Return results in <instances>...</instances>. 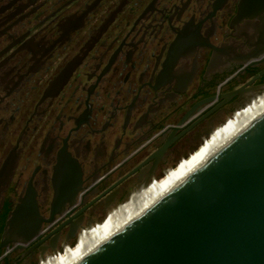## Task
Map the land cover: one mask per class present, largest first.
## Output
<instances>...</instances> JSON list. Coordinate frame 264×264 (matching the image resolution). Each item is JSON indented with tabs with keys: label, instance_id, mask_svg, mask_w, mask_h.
<instances>
[{
	"label": "flooded vegetation",
	"instance_id": "flooded-vegetation-1",
	"mask_svg": "<svg viewBox=\"0 0 264 264\" xmlns=\"http://www.w3.org/2000/svg\"><path fill=\"white\" fill-rule=\"evenodd\" d=\"M264 99V0H0V264H51Z\"/></svg>",
	"mask_w": 264,
	"mask_h": 264
},
{
	"label": "water",
	"instance_id": "water-1",
	"mask_svg": "<svg viewBox=\"0 0 264 264\" xmlns=\"http://www.w3.org/2000/svg\"><path fill=\"white\" fill-rule=\"evenodd\" d=\"M75 264H264V113Z\"/></svg>",
	"mask_w": 264,
	"mask_h": 264
},
{
	"label": "bare ground",
	"instance_id": "bare-ground-1",
	"mask_svg": "<svg viewBox=\"0 0 264 264\" xmlns=\"http://www.w3.org/2000/svg\"><path fill=\"white\" fill-rule=\"evenodd\" d=\"M262 113H264V99L260 100L252 106V108L244 112V114L210 140L200 151L193 155V157L182 164L163 181L155 185L140 199L129 205L120 214L111 219L106 225L90 235L79 246L51 264H75L82 257L116 233L121 227L147 209V207H149L152 203L170 191L180 181L185 179L190 173H192L197 167H199L230 139L252 123Z\"/></svg>",
	"mask_w": 264,
	"mask_h": 264
}]
</instances>
